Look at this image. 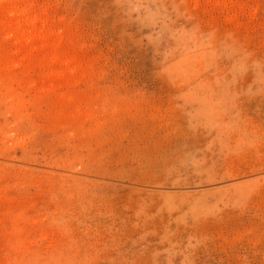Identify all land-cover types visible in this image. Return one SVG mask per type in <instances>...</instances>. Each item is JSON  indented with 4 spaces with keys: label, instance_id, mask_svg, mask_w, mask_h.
<instances>
[{
    "label": "rangeland",
    "instance_id": "1",
    "mask_svg": "<svg viewBox=\"0 0 264 264\" xmlns=\"http://www.w3.org/2000/svg\"><path fill=\"white\" fill-rule=\"evenodd\" d=\"M0 264H264V0H0Z\"/></svg>",
    "mask_w": 264,
    "mask_h": 264
}]
</instances>
